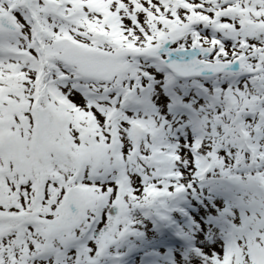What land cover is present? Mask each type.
Returning <instances> with one entry per match:
<instances>
[{"label":"snow or ice","instance_id":"obj_1","mask_svg":"<svg viewBox=\"0 0 264 264\" xmlns=\"http://www.w3.org/2000/svg\"><path fill=\"white\" fill-rule=\"evenodd\" d=\"M0 264H264V0H0Z\"/></svg>","mask_w":264,"mask_h":264}]
</instances>
